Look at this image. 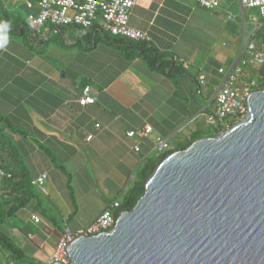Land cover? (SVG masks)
Segmentation results:
<instances>
[{
    "label": "crops",
    "instance_id": "0c3cea01",
    "mask_svg": "<svg viewBox=\"0 0 264 264\" xmlns=\"http://www.w3.org/2000/svg\"><path fill=\"white\" fill-rule=\"evenodd\" d=\"M26 1L34 2L0 0V155L11 172L47 174L11 233L26 258L43 264L65 225L86 227L122 199L144 163L159 157L153 142L165 140L166 151L196 136L197 116L210 112L224 77L218 70L235 62L252 30H245L239 0H217L213 8L197 0H137L128 25L147 41L104 38L74 25L32 32L9 10L35 12ZM143 42L179 71L150 67ZM85 87L94 102L82 105ZM145 126L151 127L146 136H127Z\"/></svg>",
    "mask_w": 264,
    "mask_h": 264
},
{
    "label": "water",
    "instance_id": "95a60500",
    "mask_svg": "<svg viewBox=\"0 0 264 264\" xmlns=\"http://www.w3.org/2000/svg\"><path fill=\"white\" fill-rule=\"evenodd\" d=\"M247 107L168 154L111 231L73 240L68 264H264V89Z\"/></svg>",
    "mask_w": 264,
    "mask_h": 264
},
{
    "label": "built area",
    "instance_id": "2783aa9c",
    "mask_svg": "<svg viewBox=\"0 0 264 264\" xmlns=\"http://www.w3.org/2000/svg\"><path fill=\"white\" fill-rule=\"evenodd\" d=\"M201 6L213 8L217 5V0H197ZM137 0H34L26 1V7L31 11L27 14L28 28L32 32H38L45 24H49L56 32L58 27L74 25L82 29L95 28L101 33L118 36L129 40L147 41L146 35L128 25L130 9ZM241 7H255L260 16L264 19V0H239ZM262 24H254L250 33L252 36L246 43L241 45L235 62L227 69L220 68L218 71L224 75L222 81L216 88L214 94V105L212 111L207 113L206 120L212 123L221 131L230 125V122L240 121L247 112V99L251 92L258 89V70L264 65V40L259 48L254 41L255 35L261 30ZM199 84H204V77H198ZM94 98L88 95V87L83 89V94L79 97L80 104L93 103ZM98 126V124L96 125ZM151 127L145 126L141 130L129 131V137H142L150 133ZM87 138H91L89 135ZM168 147L163 139L153 142V150L162 152ZM139 148L134 147L137 151ZM11 178V171L7 170L1 163L0 155V199L6 196L3 183ZM46 173H41L34 184L41 190L44 189ZM118 201H114L107 206L96 219L86 227L76 231L65 225L56 242L53 252L43 264H68L70 256L66 249L73 240L82 235L92 237L102 232H109L114 228L117 216L116 208ZM34 222L39 218L31 215ZM1 264V263H0Z\"/></svg>",
    "mask_w": 264,
    "mask_h": 264
},
{
    "label": "trees",
    "instance_id": "16d2710c",
    "mask_svg": "<svg viewBox=\"0 0 264 264\" xmlns=\"http://www.w3.org/2000/svg\"><path fill=\"white\" fill-rule=\"evenodd\" d=\"M93 32L97 35H101L104 38L112 36L106 33H101L95 28H92ZM264 38V35H261ZM263 38L256 42V47L259 48ZM141 53L147 64L158 70L165 71L168 69V74H174L179 71L175 62L168 60L167 57L157 52L154 48L147 46L146 42H143L140 47ZM258 90L264 89V65L258 70ZM5 118L0 117V122ZM235 120L230 122L233 124ZM218 129L216 128V134ZM213 137V136H212ZM203 138V137H199ZM198 138V139H199ZM197 138H193L189 142L180 145L178 148L168 149L160 153L159 157L154 161H147L140 169L138 176L133 183L124 193L122 199L119 201V206L115 210V214L118 215L122 211H129L135 205L137 200L143 195L145 190V182L155 170L157 165L171 152L176 150H182L186 148ZM36 179V178H35ZM34 178L27 173H14L11 172V178L6 179L3 183V189L6 196L0 199V253L6 254L9 261L16 262L24 260L26 254L22 247L15 241L11 235L13 228L16 226L15 222L12 227L11 222L17 218V213L24 208L29 201L35 196ZM9 262L7 261V263Z\"/></svg>",
    "mask_w": 264,
    "mask_h": 264
},
{
    "label": "rangeland",
    "instance_id": "374dc122",
    "mask_svg": "<svg viewBox=\"0 0 264 264\" xmlns=\"http://www.w3.org/2000/svg\"><path fill=\"white\" fill-rule=\"evenodd\" d=\"M6 5H10V3H8ZM9 10L10 11H14V12L17 11L21 15V18H23V22L28 24L27 15H26V13H25V11L23 9H17L14 6L10 5L9 6ZM9 14H10V12L2 11V16L9 15ZM243 15H244L243 17H244V22H245V30H246L247 33L250 32L253 29V25L254 24H262L261 30L254 37V41H256V42L261 40L263 38L261 35H264V19H263L262 16H260V13H259L258 9L255 8V7H252V8L246 7V8L243 9ZM248 40H249V37L246 36L245 43ZM263 40H264V38H263ZM201 104L203 106V105L206 104V102L205 103H201ZM212 108H213V106L210 107V109H209L210 112L212 111ZM206 115L207 114H205V115H202L201 113L198 114L197 122H198L199 132L196 134V136H193L194 138L197 137V139H198L200 136L201 137H212V136L216 135V126L214 124H212V123H209L206 120ZM238 122H239V120L238 121H234L232 125H229V126L223 128V130H221V132H224V131L228 130L229 128H231L232 126L237 124ZM179 135H180L179 139H181L182 133L179 134ZM155 152H156V150H153L152 154L155 153ZM14 220L15 221L11 222V225L14 224V222H15V225H17V226H21L22 225V222H20V221H18L16 219H14ZM12 227H13V225H12ZM14 239H15V241H17L16 238H14ZM0 262H1V264H5V262L1 258H0ZM14 263L15 264H39V260L35 259L34 257H32V258L29 257V258H25L24 260L11 262L10 264H14Z\"/></svg>",
    "mask_w": 264,
    "mask_h": 264
}]
</instances>
